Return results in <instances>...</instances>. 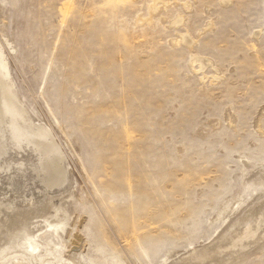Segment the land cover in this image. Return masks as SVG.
Listing matches in <instances>:
<instances>
[{
	"label": "rangeland",
	"instance_id": "rangeland-1",
	"mask_svg": "<svg viewBox=\"0 0 264 264\" xmlns=\"http://www.w3.org/2000/svg\"><path fill=\"white\" fill-rule=\"evenodd\" d=\"M157 1L0 0L23 126L68 178L46 191L37 155L10 151L0 264H264V0Z\"/></svg>",
	"mask_w": 264,
	"mask_h": 264
},
{
	"label": "bare ground",
	"instance_id": "bare-ground-1",
	"mask_svg": "<svg viewBox=\"0 0 264 264\" xmlns=\"http://www.w3.org/2000/svg\"><path fill=\"white\" fill-rule=\"evenodd\" d=\"M158 1H160V0H158ZM153 6H155V5H153ZM147 7L150 8L151 5L150 6L147 5ZM155 8H152V9H155ZM150 10H151V8H150ZM152 11L151 12L154 13L155 10H152ZM139 16H142V14ZM151 17H153V15L151 16L149 14L150 20H148V22L151 21V19H152ZM140 19L142 20V18H140ZM146 19L144 21H146ZM176 20H177V18H176ZM180 21H181V19H180ZM141 22H143V21H141ZM180 42H184L186 44V46H188V48H190V49L193 47V43H194L193 41H190L187 37H183L182 40H180ZM3 52H4L3 49L0 47V172L7 173L9 171L10 166L12 165V162L8 161V159H10V158L7 159V157L11 154L10 151H15V149L16 150L19 149L21 151H25V152H29V153L33 152V154L35 153L37 156H36V161L33 162L34 164L32 165L31 169H32V172L35 174V176H38L40 178L44 189H46V191L47 190H54L56 188L61 189L62 187H64L66 185L67 180H68L67 170H66V167L64 164V155L62 154L60 147H58V144L55 143V141H54L55 138L53 137L54 138L53 139L52 136L49 134V132H46L45 129H42L43 127L41 128V126L37 125L39 128L34 126V129H33V128L29 127L28 125H26L29 127V128L27 127L28 128L27 129L26 126L25 127L23 126V123L26 122L25 121V119H26L25 114L27 113V110L25 112V110H24L25 108H23L25 106L22 105L23 103L21 104V102L19 101L17 92L15 91V88L13 85L14 83L12 81L10 74H9L8 65L6 63ZM27 116L28 115H26V117ZM28 120L30 122H32L30 119H28ZM28 124H30V123H28ZM243 163L245 165L244 168H247L246 166L248 165V161L245 160ZM15 164H16L15 167L20 172H22V170L26 166L24 164V162L23 163H15ZM246 174L247 173H245V175ZM259 175H260L259 182H260V184L263 183V185H264V173L261 171V173ZM14 187H16V186H14ZM258 193H259L257 195V196H259L258 198L264 199V186L262 187V190ZM257 196H256V198H257ZM238 201H239V205H240L239 207H237V208L234 207L232 209L227 208L221 214L220 218L223 219L224 222L229 220V218L232 215L233 216H234V214L236 215L238 213V211L240 210V208H242L244 206V198L243 197H240V199ZM261 201L264 202V200H261ZM257 210H259V209H257ZM0 211H1V209H0ZM55 213H56L55 214L56 217L58 214L61 215V213L58 211V209L55 210ZM255 213H256V208L254 206V208H252L251 210H248L244 216L237 218V224L244 223V221L246 219H249L242 225L243 227L246 226L247 223L251 222L253 220V218H255L254 217ZM5 215H7V214H5ZM21 217H22V215H21ZM261 223H262V221H260V223L258 222L254 226L249 227V229L247 231H245L244 234H242V236H245V237L241 238L239 243H243V242L245 243V241L249 242L250 239L255 241L257 233H256V231L254 232V230H255L254 228H258L259 226H261L262 225ZM28 224L29 223L25 219H22V220L18 221L17 223L13 224V227L18 229L16 237H20L21 233L25 229H28V226H29ZM261 231H262V229H261ZM258 232H259V230H258ZM251 240H250V242H251ZM216 246H217V243H214L213 244L214 249ZM75 250L77 251L78 249H75ZM79 254H81V253H77V252L74 253L71 256V258L69 259V264H77ZM200 256H201V254H200ZM89 261H91V260H88L87 263L84 262V264H89Z\"/></svg>",
	"mask_w": 264,
	"mask_h": 264
}]
</instances>
